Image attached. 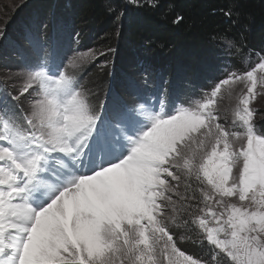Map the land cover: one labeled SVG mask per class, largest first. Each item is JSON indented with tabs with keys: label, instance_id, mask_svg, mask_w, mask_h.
I'll list each match as a JSON object with an SVG mask.
<instances>
[{
	"label": "snow or ice",
	"instance_id": "snow-or-ice-1",
	"mask_svg": "<svg viewBox=\"0 0 264 264\" xmlns=\"http://www.w3.org/2000/svg\"><path fill=\"white\" fill-rule=\"evenodd\" d=\"M228 3L212 39L239 53L246 26L240 0ZM27 41L35 60L21 50L24 70L0 83V264H264V131L250 106L264 94V55L189 106L162 80L159 106L94 107L80 57L63 65L54 42ZM225 94L236 99L230 126ZM172 227L195 232L208 257L183 250Z\"/></svg>",
	"mask_w": 264,
	"mask_h": 264
},
{
	"label": "trees",
	"instance_id": "trees-1",
	"mask_svg": "<svg viewBox=\"0 0 264 264\" xmlns=\"http://www.w3.org/2000/svg\"><path fill=\"white\" fill-rule=\"evenodd\" d=\"M146 3L147 0H140L141 6L136 7L129 5L127 0L34 1L35 5L24 17L17 18L15 24L8 28L7 45H0V82L5 79L2 72L21 69V56L17 53L28 49L27 44L24 42L23 46L20 45L18 39L22 40L25 33L31 32L30 23L26 21L33 20V15L37 17L36 21L44 23L45 30L49 29L47 26L50 23L56 24L59 20L66 22L72 29H78L81 35L86 34L84 46L92 48L93 44L96 50L108 51L107 61L109 65L113 62L114 69L119 64L131 65L136 57L145 56L158 73L164 67H169L165 58L181 59L180 54L188 53L197 56L208 54L210 63L216 68L225 63L228 68L235 70L242 68L245 57L254 59L264 55V0H240L246 28L243 41L237 44L241 47L239 53H236L235 48L225 51L226 45L222 41L212 39L227 28L221 10L229 7L228 0H153L156 7H148ZM110 7L114 12H109ZM120 12H124L122 21L116 19ZM176 15L184 18L178 26L172 23ZM238 31L234 28L230 35L236 36ZM95 36L101 38L98 43H92ZM77 38L82 40L79 35ZM92 72L94 78H99L100 74H104L106 79L108 77V68L105 67L93 66ZM206 76L208 79L211 77L209 74ZM215 76L217 78V71L214 70L211 79H215ZM260 124L264 131V122Z\"/></svg>",
	"mask_w": 264,
	"mask_h": 264
},
{
	"label": "rangeland",
	"instance_id": "rangeland-1",
	"mask_svg": "<svg viewBox=\"0 0 264 264\" xmlns=\"http://www.w3.org/2000/svg\"><path fill=\"white\" fill-rule=\"evenodd\" d=\"M34 1L36 0H0V26H3L5 22L7 23L6 33L8 28L15 24L17 18L20 17V19H22L24 14L35 5ZM49 15L51 16V11L49 12ZM36 19L37 17L33 15V20L26 21L28 24L30 23L29 27L31 33L34 34L40 43L46 47V50L50 49L54 42L58 58L63 62V65L68 64V59L71 60L74 57L81 58L79 61V67L75 72L76 75L80 74L82 77L84 75L83 89L87 94H90V97L88 98L92 104L99 103L102 95L108 89L110 90V95L107 103L111 106L133 105L137 103L138 99H141L146 103H156L157 106H159L157 93L160 90V82L163 80L170 85L169 93L171 100L177 104L189 106L196 100L202 98L207 91H210L212 86L220 78L226 75L227 71H235L238 73L245 72L250 70L251 67H254L260 58V56H256L254 59L245 57L242 61V68L233 70L228 68L225 63H222L220 65L221 67L216 68L210 63L209 59L211 58L208 54L197 56L182 53L180 54L181 56L179 55L181 59H179L178 54H175L174 56L178 57L175 60L165 58V63L170 68L164 67V69L156 75L157 71L149 65L147 57L138 56L131 65L119 64L118 68L114 69V76L111 73V78L109 71L107 79L104 74H100L99 78H94L95 75L93 76L92 72L93 66H98V68L105 67L109 70L110 65L107 61L108 56L106 54L110 53L106 50H96L93 44L92 48H94V50L91 47L84 46L83 41L85 40L86 34L81 35L78 29H72L66 22H59V20L56 21L54 19L56 24L52 23V25H50V23L47 26L49 29L45 30L43 28L44 23L42 24L41 20L36 21ZM17 22L20 24L19 21ZM25 34V38L22 40L18 39V41L22 46L25 42L28 48L27 53L32 55V49L27 41L28 33ZM78 35L82 40L77 38ZM6 36L3 40H0V45H7L8 39H6ZM93 38L92 43H98L97 41L101 39H98V36ZM95 57H98V59ZM101 57H103L104 60ZM20 60L21 58H19V61ZM181 60L183 61L181 62ZM154 62L157 63L156 59H154ZM158 64L161 65V63ZM71 70L73 71V69ZM214 70L217 71V78L215 76V79H211ZM20 72L22 71H4L2 72V75L6 78L9 75ZM208 74L211 76L209 79L206 76ZM151 76L154 80V89H150L149 91V89H147V83L149 79H151ZM104 82L106 83L105 85H103ZM257 90L259 91V88ZM235 103V94L232 97L225 94L224 98L220 101V122L225 124V126H230L232 124ZM250 106L257 110L255 121L258 130L260 129L262 131L260 123L264 122V94L258 95L256 100ZM165 107L166 109L169 107L167 102ZM183 191V186H181V192ZM171 230L176 235L178 241L181 236L185 237V239L180 242V246L183 250L194 256L208 257L207 245L200 247L198 244H194L192 239L187 238L191 236L195 239V232L190 231L185 227H172Z\"/></svg>",
	"mask_w": 264,
	"mask_h": 264
}]
</instances>
